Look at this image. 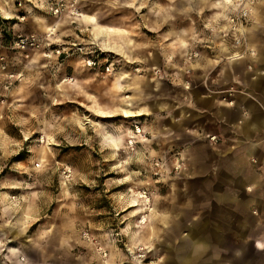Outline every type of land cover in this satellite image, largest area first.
<instances>
[{"label":"rangeland","instance_id":"obj_1","mask_svg":"<svg viewBox=\"0 0 264 264\" xmlns=\"http://www.w3.org/2000/svg\"><path fill=\"white\" fill-rule=\"evenodd\" d=\"M223 1L0 0V264H203L234 247L189 242L230 215L206 207L172 124L183 57L199 53L196 85L223 64ZM253 10L264 29V0ZM26 35L40 46L15 48Z\"/></svg>","mask_w":264,"mask_h":264},{"label":"crops","instance_id":"obj_2","mask_svg":"<svg viewBox=\"0 0 264 264\" xmlns=\"http://www.w3.org/2000/svg\"><path fill=\"white\" fill-rule=\"evenodd\" d=\"M246 42L255 55L246 52L240 59H221L223 64L217 65L219 70L211 81H205L202 73L195 75L203 76L201 85L193 79L188 89L177 84L183 96L177 97L172 108L177 155L184 147L193 163L202 161L206 207L230 215L227 220L203 221L204 236L194 231L187 234L192 245H205L203 251L213 245H234L224 253L203 252V264H253V254L264 253V29L248 27ZM230 86L237 91L233 104L227 105L215 91ZM139 108L145 113L144 107ZM184 128L188 135L200 136L203 143L189 137L184 145L179 142L178 133ZM209 135L217 136L218 142L211 143ZM252 211L258 215H251ZM17 262L22 264L20 259Z\"/></svg>","mask_w":264,"mask_h":264},{"label":"built area","instance_id":"obj_3","mask_svg":"<svg viewBox=\"0 0 264 264\" xmlns=\"http://www.w3.org/2000/svg\"><path fill=\"white\" fill-rule=\"evenodd\" d=\"M229 5L231 11L227 14L225 20L226 25L223 26L218 32L220 39L228 43L227 54L223 56V60H236L244 57L246 52L250 55H255V50L252 47L246 46V33L248 29L249 22L252 17L253 9L258 2V0H229ZM14 47L20 50H28L33 48H38L40 46V41L34 35L19 36L13 42ZM225 46V45H224ZM264 48V47H263ZM197 51H190L183 57L182 64L184 65L182 74L185 76L181 79L182 85L185 89H188L192 85V61L198 56ZM4 57H0V61H3ZM2 68H5V64H1ZM251 66L248 65V68ZM154 73H161L160 69H155ZM236 88L230 86L224 90H218L221 94L220 99L224 101L227 105L233 104V96L236 92ZM211 143H216L218 137L215 135L207 136Z\"/></svg>","mask_w":264,"mask_h":264},{"label":"bare ground","instance_id":"obj_4","mask_svg":"<svg viewBox=\"0 0 264 264\" xmlns=\"http://www.w3.org/2000/svg\"><path fill=\"white\" fill-rule=\"evenodd\" d=\"M104 29V28H103ZM103 29H101V30H103ZM106 34V33H105ZM106 44V43H105ZM107 45V44H106ZM126 111H128V112H130L129 114L130 115H133L132 113H133V110L131 109V108H126ZM21 258V260H24V257H20Z\"/></svg>","mask_w":264,"mask_h":264},{"label":"water","instance_id":"obj_5","mask_svg":"<svg viewBox=\"0 0 264 264\" xmlns=\"http://www.w3.org/2000/svg\"><path fill=\"white\" fill-rule=\"evenodd\" d=\"M189 251H190L189 248H187V249H186V248H185V249H181V250H180V254L183 253L184 255H186Z\"/></svg>","mask_w":264,"mask_h":264}]
</instances>
